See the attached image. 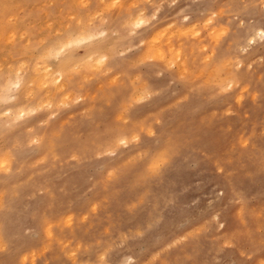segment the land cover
Masks as SVG:
<instances>
[{
	"label": "rangeland",
	"instance_id": "rangeland-1",
	"mask_svg": "<svg viewBox=\"0 0 264 264\" xmlns=\"http://www.w3.org/2000/svg\"><path fill=\"white\" fill-rule=\"evenodd\" d=\"M260 10L0 0V71L47 53L37 68L49 73L27 82L33 111L9 123L34 77L0 91V123L20 129L22 150L7 158L15 169L0 165V264H264V33L243 49L231 40L264 30Z\"/></svg>",
	"mask_w": 264,
	"mask_h": 264
},
{
	"label": "bare ground",
	"instance_id": "bare-ground-1",
	"mask_svg": "<svg viewBox=\"0 0 264 264\" xmlns=\"http://www.w3.org/2000/svg\"><path fill=\"white\" fill-rule=\"evenodd\" d=\"M206 5V4H205ZM128 6V5H127ZM209 6V5H208ZM206 7V6H205ZM103 10V9H102ZM206 10V9H205ZM261 11V10H260ZM206 13V12H205ZM213 13V12H212ZM208 14V13H207ZM146 15V14H145ZM211 15V14H210ZM209 15V16H210ZM261 15L262 16H264V10L263 11H261ZM148 16V15H147ZM208 16V17H209ZM135 19H133V20H135L136 22H139V23H141L142 21H144L145 22V19H144V17L143 16H140V14H138V16L136 15L135 17H134ZM137 18V19H136ZM212 18V17H211ZM79 19V18H78ZM208 19H210V18H208ZM213 19V18H212ZM78 22V21H77ZM143 22V23H144ZM210 22V21H209ZM79 23V22H78ZM96 24L94 23L93 25H89V24H87L86 25V30H87V35L86 36H88L89 38L90 37H96L98 34H99V32L101 31L100 30V25L99 26H95ZM84 25H80V26H78V29H80V28H82ZM264 26V25H263ZM77 29H73L72 31H70V33H68V34H66L65 33V35H58V36H56L57 38H56V40L57 39H60L61 37H64V38H66V37H68V39H69V41L71 42V41H74L75 39H77V36H78V30L76 31ZM192 30V29H191ZM190 30V31H191ZM214 30V29H213ZM219 30V29H218ZM224 30V29H223ZM75 31V32H74ZM161 31V30H160ZM156 32H159V31H156ZM224 32V31H223ZM219 33H222V30L221 31H219ZM262 33H264V30L263 29H260V28H258L257 29V27H255V24H253V23H249V24H247L246 26H245V28L243 29V30H241L237 35H236V37L234 38V39H231V40H233V44H235L234 45V48L235 49H237L238 47L240 48V49H243V48H245L246 46H247V44H248V42L249 43H251V42H253L255 39H256V35H258V34H262ZM13 32H12V36H13ZM156 34V33H155ZM160 34V33H159ZM219 35V34H218ZM155 36V37H154ZM159 36V35H158ZM9 37V36H8ZM59 37V38H58ZM156 38V39H158L157 38V35H153L152 36V38ZM151 38V37H150ZM153 38V39H154ZM10 39V38H9ZM152 39V40H153ZM155 39V40H156ZM200 39V38H199ZM154 40V41H155ZM167 40V39H166ZM187 40V39H186ZM150 42V44H152L153 42L151 41V40H149ZM187 41H189V40H187ZM247 41V42H246ZM159 43V42H158ZM80 44V43H79ZM188 44V43H187ZM61 45V44H60ZM60 45H58V46H56V47H52L51 49L53 50H58V52H59V50L61 49V51H62V49L64 48V45H63V47H62V45H61V47L62 48H60ZM180 45V44H179ZM30 45H27V48L29 47ZM153 47H154V43H153ZM237 47V48H236ZM31 49H32V47H30ZM158 48H159V46H158ZM158 48H156V51H159V50H157ZM224 48V47H223ZM238 48V49H239ZM51 49H48L49 50V52L51 51ZM153 49V48H152ZM191 49V48H190ZM54 50H53V53H55L54 52ZM161 50V49H160ZM60 51V52H61ZM240 51V50H239ZM57 52V51H56ZM59 52V53H60ZM176 52V51H175ZM179 52V51H178ZM51 53V52H50ZM52 53V54H53ZM58 53V54H59ZM65 53V52H64ZM56 54V53H55ZM55 54H53V55H55ZM175 54V53H174ZM48 54L47 53H44L43 55H38L39 57H37V61H35L34 62V64H33V67H31L30 68V70H29V65L26 67V65H24L25 67L24 68H22V62L24 63L25 61H21V63H19V65H17V66H15L14 68H12L11 66V68H7L6 69V71L4 72V71H0V91H2V90H4L5 92L4 93H6V91L7 92H9L8 90H7V86H8V83H9V81H12L13 82V84H19L21 81H23V79L25 78H23V73H26V71H25V69H27V70H29L30 72H31V75H33V79L32 80H30V78H28V80H25V87H24V89H21L22 91V93L24 92V95H22V98L20 97V99L18 100V101H16V102H18L20 105L19 106H10V107H8V110H7V115L8 116H6V122L7 123H9V122H11V120H10V116L14 119V117H15V115H17L16 117H18L19 118V116H25L26 114L28 115L29 114V112H31V111H33V107L31 108V103H32V101H34L32 98H30V97H28V93H29V90H28V88H27V86H26V84H27V82L28 81H33V80H36V79H38V77L41 75H49V73L47 72V70H46V72H45V70H43V71H41L40 69H38L37 68V65L40 63V64H42L43 63V61H44V59H45V56H47ZM154 55H156L155 53H154ZM158 55V54H157ZM164 55V54H163ZM163 55H161L160 56V58L163 56ZM11 56V55H10ZM176 57H178V54L176 55ZM184 57V56H183ZM219 57V56H218ZM217 57V58H218ZM221 57V56H220ZM48 58V57H47ZM98 58V57H97ZM101 58V57H100ZM99 59V58H98ZM102 59H103V57H102ZM240 59V58H239ZM154 60V59H153ZM234 60V59H233ZM100 61V60H99ZM243 60L241 59L240 60V62H242ZM98 62V61H97ZM170 62V61H169ZM168 62V63H169ZM244 62V61H243ZM242 62V63H243ZM56 63V64H55ZM54 64H55V66L56 67H58V66H60V65H62V63L59 61V62H55ZM105 63V62H104ZM178 63H180V67L181 68H183V66H182V63H184V62H178ZM225 63H226V61H225ZM239 63V62H238ZM98 64V63H97ZM100 65V64H99ZM172 65V64H171ZM48 66V65H47ZM101 66V65H100ZM43 67H45V64L43 65ZM15 68H17V69H15ZM13 69H15V70H13ZM76 69V68H75ZM17 70V71H16ZM77 70V69H76ZM98 70V69H97ZM25 71V72H24ZM48 73V74H47ZM4 74H8V77L6 78V79H4V78H2L3 77V75ZM59 74H62V73H59ZM66 75V74H65ZM228 77H231L232 75H233V72H228L227 74H226ZM25 76V75H24ZM233 77H234V75H233ZM48 77H46V79H47ZM53 78V77H52ZM68 78V77H67ZM232 78V77H231ZM60 80V79H59ZM74 80V79H73ZM54 81V80H53ZM55 81H56V79H55ZM235 82V81H234ZM234 82H233V80L232 79H228V83H227V85L229 86V87H231V88H233V85H234ZM21 84H22V82H21ZM21 84H19V85H21ZM30 84V83H29ZM16 86V85H15ZM61 86H64V82H62V85ZM67 86V85H66ZM145 87V86H144ZM144 87H143V89H144ZM6 89V90H5ZM63 88H61V87H59L58 88V91L59 92H62V93H64V91L62 90ZM67 89V88H66ZM145 90V89H144ZM147 90V89H146ZM14 91V90H13ZM55 91V90H54ZM3 93V94H4ZM50 94V93H49ZM7 96V95H6ZM53 96V95H52ZM67 97H68V95H66ZM140 96V95H139ZM47 98H48V100H50L49 99V97L47 96ZM46 98V99H47ZM140 98V97H139ZM64 100H65V98H64ZM62 101V100H61ZM44 102V101H43ZM45 102H47L46 104L48 105V101L46 100ZM51 104H52V100H50L49 101ZM50 105V104H49ZM48 105V106H49ZM11 107H14L13 109L11 108ZM35 108V107H34ZM50 109V108H49ZM56 109V108H55ZM54 114V113H53ZM21 120V119H20ZM2 122V121H1ZM62 122V121H61ZM4 125H5V121H4V124H2L1 125V123H0V138L3 140V144L0 146V154L2 155V158H1V160H0V165L1 166H5V167H8V169L10 168V169H15L16 168V165H18V164H16V163H18L17 162V160H14L13 162L12 161H10V163H8V161H7V158L9 159V157H11V155L13 156V155H15L16 153H21L22 152V150H20V149H16V148H14V147H16V146H14V143H18L19 141L17 140L18 139V134H19V130L17 129V130H12L11 128L12 127H10V126H8L9 128H6L5 127V129H4ZM49 125V124H48ZM7 126V125H6ZM21 129H22V127H21ZM121 129V128H120ZM125 129V128H124ZM123 129V130H124ZM58 131V130H57ZM127 131V130H126ZM10 136V138H8ZM109 137V136H108ZM37 139V138H36ZM61 139V138H60ZM121 140H122V142L123 143H125L124 141H126V138L125 137H123V138H121ZM33 141V140H32ZM41 141H42V138H41ZM114 142V141H113ZM86 143H88V142H86ZM92 143H94V142H92ZM91 143V144H92ZM108 143V142H107ZM21 144V143H20ZM98 144V143H97ZM110 144V143H109ZM82 145H83V143H82ZM22 146V145H21ZM20 146V147H21ZM24 146V145H23ZM93 146V145H92ZM19 147V148H20ZM82 147V146H81ZM84 148L86 147V146H83ZM101 147V146H100ZM31 148V147H30ZM102 148V147H101ZM90 150V149H89ZM13 151H15V152H13ZM87 151H88V149H87ZM46 154V153H45ZM20 155V154H19ZM18 157V156H17ZM53 157V156H52ZM20 158V157H19ZM18 158V159H19ZM11 166H10V165ZM5 170V169H4ZM6 171V170H5ZM11 173V172H10ZM40 173V172H39ZM56 174V173H55ZM13 175V174H12ZM9 177V176H8ZM30 184V183H29ZM31 185V184H30ZM22 186V185H21ZM20 186V187H21ZM25 187V186H24ZM33 187V186H32ZM222 188V187H221ZM22 190V189H21ZM19 194H21V193H19ZM36 194V193H35ZM25 195V194H24ZM32 198V197H31ZM2 200V198L0 199V201ZM2 203V202H1ZM94 205V204H93ZM2 207V206H1ZM60 207V206H59ZM57 209V208H56ZM3 210V209H2ZM6 211H8V210H6ZM11 211H12V209H11ZM9 212V211H8ZM13 212V211H12ZM11 214V213H10ZM218 217V216H217ZM221 219H223V218H221ZM9 220V219H8ZM224 221V220H223ZM222 221V222H223ZM226 222H227V220H226ZM2 226V225H1ZM230 231V230H229ZM162 234V233H161ZM10 235V234H9ZM176 238V237H175ZM167 245V244H166ZM239 254V253H238ZM135 256V255H134ZM136 259V258H135ZM132 260V259H131ZM88 262H86V264H87Z\"/></svg>",
	"mask_w": 264,
	"mask_h": 264
}]
</instances>
